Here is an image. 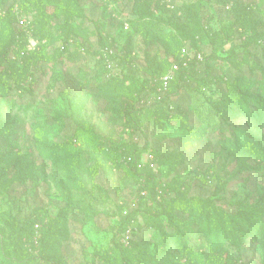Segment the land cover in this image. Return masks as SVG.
I'll return each mask as SVG.
<instances>
[{
  "label": "rangeland",
  "instance_id": "rangeland-1",
  "mask_svg": "<svg viewBox=\"0 0 264 264\" xmlns=\"http://www.w3.org/2000/svg\"><path fill=\"white\" fill-rule=\"evenodd\" d=\"M195 2H201L200 15L210 32H219L224 25L234 31L225 44L216 35L196 36L202 55L198 60L192 37L182 40L173 27L185 21L180 7ZM12 4L28 26L13 24L19 36L15 48L19 61L7 63L13 74L5 79L23 82L32 93L21 96L17 90L0 88V124L12 126L10 132L0 129L4 188L0 262L23 264L20 254L25 257V253L10 231L13 218L18 227L29 233L34 230L27 242L29 253L50 264H120L117 244L127 234L130 242L132 228L137 231L135 242L142 245L136 249L142 257L134 264H150L144 262V254L157 264H264V234L241 253L221 241L209 248L195 215L168 207L161 216L163 231L169 233L166 242L161 229L145 225L149 214L144 213L158 212L160 204H166L175 194L168 186L173 181L179 195L210 197L230 213L237 212L235 204L241 202L260 203L264 210L263 162L239 154L227 140L247 132L264 136V120L250 110L223 108L228 92L225 79L232 83L240 76L257 79L264 70V43L249 48L248 62L242 61L241 46L245 36L264 32V0H0V17ZM72 5L78 14L69 28L82 30L76 35L80 42L93 49L104 36H112V50L121 51L119 55L123 48L130 51L143 77L159 81L138 105V127L128 126L116 96L100 89L102 69L86 49L77 54L70 48L59 58V25L72 15L64 14ZM151 15L161 19L155 29L135 33L128 23L130 18ZM182 43L189 50L182 63L184 72L171 86L164 84L158 71L167 63L181 67ZM233 45L240 46L239 63L224 59ZM253 62L259 67L250 75ZM30 71L35 74L33 81ZM257 87L258 79L242 89L260 96ZM69 95L77 98L78 114L69 105ZM76 120L96 128L106 152L99 144L73 143ZM114 142L122 146L120 156L111 153L109 145ZM126 146H131L130 153H123ZM77 159L79 169L72 165ZM129 215L133 220L122 235L123 218ZM53 219L56 223L47 237V224ZM174 221L177 224L171 226ZM176 226L187 246L204 245L203 257L179 260L176 256L175 262L168 261L179 251L174 243ZM188 231L195 236L188 239Z\"/></svg>",
  "mask_w": 264,
  "mask_h": 264
},
{
  "label": "trees",
  "instance_id": "trees-1",
  "mask_svg": "<svg viewBox=\"0 0 264 264\" xmlns=\"http://www.w3.org/2000/svg\"><path fill=\"white\" fill-rule=\"evenodd\" d=\"M75 3L76 6H80L79 3ZM14 7V4L9 6V8L4 12L3 16L0 17V21L2 22L0 26V88L7 91H11L12 89L17 90L19 91V95L23 96L25 93H32V90L30 88L28 89L24 87L23 82L11 83L5 79L6 76L13 74V70H7V63H16L19 61H15L17 59L15 55L18 53L16 52L15 48L17 47L19 36L14 34V30L12 28L13 24H18L20 27H25L19 23V19L21 17L17 14V10H15ZM201 8V2H195L180 7V16L183 17L185 21L183 23L179 22L173 24L174 30L182 38V40H187V38L192 37L191 40L197 48L193 55L195 59H197V54L200 53L198 49L199 43L196 39V36L216 35L217 39H220V41L225 44L226 42L232 40L234 33L233 29L227 25L222 26L219 32H210L208 29V24L200 15ZM67 11L72 15H70V18L65 20L64 24L59 25V29L62 30L59 33L60 39H62V49L60 53L61 56L59 58L63 57L64 54H67L70 48H73L74 52L77 54H81L82 49H86L87 53L95 60V65L100 66L102 69L99 75L102 77L100 89H102L104 92L115 95L119 101L121 116L126 119L127 125L134 128L136 126L138 127L140 123L137 121V116H139V113H137L139 111L138 105L141 104L145 93L149 89L156 88V86L159 84V81L153 76L151 78L143 77L139 62L130 51H127L123 48L125 52L123 51L121 55H119L121 51L118 52V50H113V53L105 54L106 49L112 50L115 48V41L111 38L112 36H104V39L101 40L100 45L93 49L80 42L76 35L80 33L82 34V30L74 27L69 28L72 21H74L76 18L75 15L78 14V10H75L74 6L72 5L64 11V14H66ZM128 23H130L131 28H134L135 33H140L144 30L157 28L161 23V19H158L155 15L140 16L137 18L128 19ZM27 26L28 24L26 27ZM23 32L24 30H22V33ZM259 42L264 43V32L247 35L244 37V41L241 44L244 49V57L242 58V61H249V48L253 45H257ZM187 46V44L182 43L181 49L183 47L186 48ZM239 47V45H233L228 50V54L224 59H234L235 63H239V56L236 53ZM211 56H213V54ZM185 58H181V60L179 59V64L181 63V67L176 71L174 78L169 82L170 86L173 84L176 77H178L180 74H183L184 68L182 67V63ZM106 59L111 61V68L107 67ZM172 65V63H167L164 69H159L158 73H160L162 76L165 75L172 68ZM258 67V63H251L248 67L249 74L253 75ZM114 69H117L118 72H116L117 70L114 72ZM7 71L11 72L7 74ZM34 75L35 74L33 71H30L28 76L30 81H33ZM105 75L107 77L104 80ZM257 79L260 83V87H257L256 89L259 91V95L261 97L244 93L242 86L244 84L251 85ZM257 79H247L244 76H240L237 77L236 81L233 83L230 80L225 79L224 82H226L228 92L225 94L226 98L223 99V101L226 102L223 105V108L232 110L239 108L241 113H243L242 110L244 112L250 110L251 113L261 116L262 120H264V98H262L264 96V70ZM68 97L69 105L73 113H79L77 98L70 95ZM218 109L221 110L220 108ZM158 117L159 115L156 116V118ZM156 118L153 119V123L157 122ZM175 118L177 117L174 116V119ZM75 124L76 126L72 139L73 143H78L83 146L99 144L98 146H100V149L106 152L107 148L105 147L103 138L92 124L77 120ZM11 127L12 126L10 124H0V129H6V132H10ZM235 133H237V131H235ZM227 140L230 144V147L235 149L239 154L247 158H252L256 161L263 162L262 167L264 169V136L260 137L256 134L247 132L246 134H240L238 137L231 135ZM109 146L113 151L111 153L117 154V156L121 155L118 152L122 146H118L115 142L111 143ZM130 148L131 146H126L123 148V153H130ZM72 165L76 169H79L78 159L74 160ZM143 170L144 169H140L139 171L142 172ZM168 186L174 191L175 194L169 198L166 204H160L161 209L158 212H144L145 214H149L147 215L148 217L145 223L146 226L150 228H158L162 231L165 230L161 216L167 212L168 207L171 209L177 208L182 212H189L195 215V217L198 219L199 229L202 233L201 235H205L208 239L207 245L209 248L214 244V241H221L239 253L243 251L250 241L258 240L264 234V210L260 206V203H237L235 204L237 212L230 213L228 210H226V208L221 207L210 197H203L200 195H179L177 189L175 188V186H178V184L175 181L171 182ZM3 192L4 188L0 182V194H3ZM132 220L133 217L131 215L123 218L122 223L124 224V228H122L121 234L127 232ZM55 223L56 220L53 219L47 224V237L51 236V231L49 230L52 229V225ZM169 224L171 226H175L177 223L174 221L170 222ZM9 226L11 234L16 239L17 243H19V245L21 243V247L25 253V257L24 255L20 254L21 258H23V264L48 263L44 259L42 260L40 257L32 256L27 249V247L29 248L27 242L32 239L34 230H32L30 233L25 231L22 227H18L16 221L13 218H11L9 221ZM31 226L33 227L34 223ZM175 229L178 233L175 235L176 239L174 243H177L178 246L176 247H178L179 251L177 255H174L172 258L168 259L170 263L176 261V256L179 258V260H181L183 258L189 259L190 256L203 257L205 255V253L201 251L202 247L204 248V245L191 244L190 246H187V243L184 242L185 239L182 237L181 231L178 230L177 226ZM137 230H139V226H137ZM42 232L44 233L43 230L41 233ZM136 232L137 231H133L132 228L131 235L133 237H131L128 245H126L122 239L121 242H118L117 245L119 247L120 264H134L137 259L142 257L136 252V249H139L142 246L141 243L135 242L134 234ZM162 233L165 241L167 242L169 240L167 237L169 233L166 234L164 231ZM187 233L190 235L188 239H191L193 236H195V232L188 231ZM24 237L27 238L24 239ZM41 242H43L42 236L40 238V243ZM143 256L146 257L144 262L157 264L150 255L148 256L144 254ZM0 264L3 263L0 262Z\"/></svg>",
  "mask_w": 264,
  "mask_h": 264
},
{
  "label": "built area",
  "instance_id": "built-area-1",
  "mask_svg": "<svg viewBox=\"0 0 264 264\" xmlns=\"http://www.w3.org/2000/svg\"><path fill=\"white\" fill-rule=\"evenodd\" d=\"M19 23H20L22 26H26V25H27L26 20H25L24 18H22V17L19 19ZM125 27H126V29L129 28L128 23H125ZM181 51H182L181 55H182L183 58H185V57L189 54L187 48H185V47H183ZM107 53H113V50L106 49V50H105V54H107ZM105 54H104V55H105ZM197 57H198L199 59H202V55H201L200 53L197 54ZM98 58H99V57H98ZM106 64H107V67H108V68H111V67H112V63H111V61H109V60H107V59H106ZM184 64H186V62H184ZM178 69H179V65H178V63L174 62L173 65H172V68H171V69H170L165 75H163V76L161 77L162 82H163L164 84H168V83L174 78L175 73H176V71H177ZM36 227H39V224H36ZM129 238H130L129 234L125 235V237L123 238V242H124L126 245L129 244ZM35 242H37V238H36V237H35ZM40 264H44V263H40Z\"/></svg>",
  "mask_w": 264,
  "mask_h": 264
}]
</instances>
